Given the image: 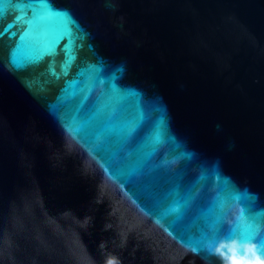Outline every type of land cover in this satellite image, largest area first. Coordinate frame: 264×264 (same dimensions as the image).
Wrapping results in <instances>:
<instances>
[{"label":"water","instance_id":"1","mask_svg":"<svg viewBox=\"0 0 264 264\" xmlns=\"http://www.w3.org/2000/svg\"><path fill=\"white\" fill-rule=\"evenodd\" d=\"M49 2L83 34L77 66L102 61L119 88L165 110L170 133L196 154L174 166L176 181L197 185L201 197L177 231L148 199L145 178L125 174L123 154H97L66 132L49 108L65 78L48 74V58L23 72L7 65L24 24L8 8L0 30L15 23L17 35L0 39V264L264 262V0ZM74 102L66 96L61 109ZM114 102L137 114L136 98ZM214 204L224 225L208 259L186 241L201 237ZM248 232L257 239H245Z\"/></svg>","mask_w":264,"mask_h":264},{"label":"snow or ice","instance_id":"2","mask_svg":"<svg viewBox=\"0 0 264 264\" xmlns=\"http://www.w3.org/2000/svg\"><path fill=\"white\" fill-rule=\"evenodd\" d=\"M8 8H15L20 13L15 17L16 21L24 20L19 39L7 49L6 62L10 69L23 72L39 66L48 58V74L57 81L65 78L61 94L49 104L50 111L61 126L66 132L71 128L80 133L82 138L92 144L97 154H123L129 169L125 174L130 179L145 178L147 197L159 212L160 218H171L172 226L181 231L180 222L187 216L193 203L201 197V193L197 185L185 188L177 183L179 172L174 166L182 161H192L196 154L184 149L170 133L165 110L154 100L141 104V93L135 89L119 88L115 73L110 76L103 74L102 61L99 65L89 63L77 66L79 52L84 47L83 34L69 12L53 7L49 0H0V17ZM14 27L16 24L10 23L0 30V39L5 35H17L11 31ZM61 54L63 58L59 62L60 70L57 71L56 57ZM4 62L5 54L0 50V64ZM73 67H76L75 76L67 79ZM96 88H101V92L89 104ZM66 96L75 102L65 105L62 110L61 105ZM125 97L136 98V115L114 102L117 98ZM148 120L153 121L152 127L145 129ZM142 130L144 135L140 139ZM165 146H168L169 151H162ZM211 171L219 174L215 166ZM204 222L201 237L186 243L194 252L211 259L217 251L224 225L223 216L216 211L215 204L209 209ZM245 239L252 241L257 237L248 232ZM258 242L264 249V240Z\"/></svg>","mask_w":264,"mask_h":264}]
</instances>
